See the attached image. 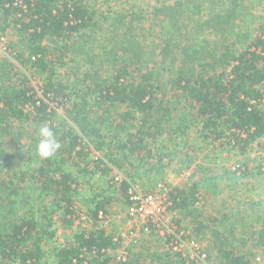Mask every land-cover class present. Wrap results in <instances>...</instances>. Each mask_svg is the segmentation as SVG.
Listing matches in <instances>:
<instances>
[{
    "label": "trees",
    "instance_id": "obj_1",
    "mask_svg": "<svg viewBox=\"0 0 264 264\" xmlns=\"http://www.w3.org/2000/svg\"><path fill=\"white\" fill-rule=\"evenodd\" d=\"M246 1L178 0L168 4L161 0V6L156 8L157 13H166V20L161 21L160 35L166 40L161 53L182 45L183 59L179 71L173 74L170 91L178 101L190 104L204 141H219L222 147L227 145L242 156L264 138V23L248 43V30L239 31L241 22L250 21ZM96 16L87 0H0V39L9 29L20 33L24 50L29 53L21 61L22 67L33 77L44 78L40 94L27 73L16 71L6 60L0 63V264H133L111 253L120 245L97 225L102 213L109 214L112 196L99 193L86 201L94 229L74 232L64 245L54 243L56 230H49L50 215L58 213L66 229H71L80 217L75 206L77 181L63 167L67 161L76 159L89 164L92 153L104 152L107 147L111 162L119 167L124 163L136 166L137 158L142 163L137 166L147 167L145 175L149 179L163 170V158L170 156L156 155L155 164L146 160L153 158L151 139L163 134L161 124L171 111L162 107L159 97L163 73L160 67L140 65L142 53L134 34L122 42L120 60H113L114 51L107 54L106 62L113 67L110 75L103 77L95 65L84 75L80 83L86 91L73 93L71 86L57 77L58 68L65 65L71 51L83 54L78 44L86 30L98 26ZM116 21L124 27L134 19L122 13ZM209 34L219 37L215 40V51L219 53L216 60H209V54L204 53ZM94 59L89 60L91 64ZM88 99L105 112L126 108L138 114L141 123L125 139L116 135L115 142L109 143L102 134L106 120H95L86 112L91 104ZM58 108L66 113L64 123L55 122ZM16 124L33 125L37 133L47 124L62 147L51 159L34 158L35 166L26 171L24 163L15 160L19 154L13 156L4 148ZM180 130L184 129H172L171 138L181 134ZM38 140L31 137L35 151ZM80 169L88 172L87 167ZM249 172L242 170L243 175ZM28 181L32 182L31 189L25 185ZM131 185L124 179L120 186L127 205ZM204 188L200 181L172 188V211L191 213L207 199L209 191ZM30 195L43 202L44 197H49L52 202L38 208ZM230 214L224 212L222 219L227 221ZM259 218L262 224L255 232V244L264 252V217ZM48 220L51 223L45 225ZM216 244L218 264H252L249 257L230 247L227 239L218 238ZM158 258L162 261L161 256Z\"/></svg>",
    "mask_w": 264,
    "mask_h": 264
},
{
    "label": "rangeland",
    "instance_id": "obj_2",
    "mask_svg": "<svg viewBox=\"0 0 264 264\" xmlns=\"http://www.w3.org/2000/svg\"><path fill=\"white\" fill-rule=\"evenodd\" d=\"M159 1L161 0H87L91 10L97 13L98 26L83 33L84 37L78 44L83 54L75 50L71 51L65 60V65L58 68L57 77L69 84L73 93L86 91L84 85L80 83L84 75L91 71L94 65L103 77L110 75L113 67L106 62L107 54L114 51L111 57L113 60H120L121 48L124 46L122 42L131 33L134 34L142 53L140 65L142 67L148 65L155 69L160 67V73H163L161 82L163 88L159 97L163 104L162 107L170 108L171 112L168 114L165 110L167 113L163 119L165 122L161 124L163 134L151 139L153 158H147L149 155L145 153L146 160L154 164L157 163L158 156L156 155L160 153L170 155L163 158V170H160L159 174L153 173L148 179L145 175L147 167L137 166L142 165L137 158L134 159L136 166L124 163L123 167H119L110 161L107 147L104 152L92 153L89 164L78 162L76 159L69 160L63 167L77 181L75 206L80 217L76 219L71 229L64 228L58 213L49 216L52 223L48 220L44 224L51 223L49 230H56L53 242L57 245H64L66 238L72 237L76 231L94 229L95 224L90 216L92 213L88 210L86 201L102 193L112 196L113 202L108 206L109 214L103 218L101 214L97 225L119 243L120 246L111 251L116 258L126 259L133 264H159L160 262L162 264H191L176 255L160 235L134 232L135 220L128 216L129 205L124 202L121 195V184L116 183L114 179L121 175L143 189H153L159 184H164L170 190L174 187H187L195 181H200L205 191H209L207 199L198 204L191 213L174 211L173 229L178 227L179 234L185 233L187 237L199 243L201 252L208 255L206 264H218L216 248L218 238L227 239L229 246L233 247L236 252L249 257L252 264H264V252L255 244V232L262 224L259 217H264V138L257 141L248 154L242 156L227 145L222 147L219 141H204L200 137V126L197 122L194 123L192 107L184 100L178 101L170 91V82L174 79L173 74L179 71V65L183 59L180 50L182 45L175 46L169 53H161L166 45L165 38L160 35L161 21L166 20V13H157L156 8H159L162 3ZM166 1H169L168 4H174L178 0H164ZM245 6L249 8L247 19L250 21L241 22L239 31L248 30L249 43L256 37L258 29L264 23V0H247ZM122 13L134 19L131 25L124 27L118 25L116 19ZM207 37L209 42L208 45H203L204 53L209 54L206 57L209 60H216L219 58V53L215 51V48H218L215 40H219V37L214 34H209ZM230 37L232 39V35ZM22 38L20 33L9 29L0 39V63L6 60L12 67H15L16 71L21 69L25 74L27 73L26 75L32 77L33 85L41 94L40 87L44 78L39 75L33 77L31 71L22 67L21 61L29 54L24 50L21 43ZM181 39L185 42L184 38ZM91 58H95L93 64L90 62ZM93 102L91 100L86 112H89L95 120L100 121L102 118L106 120L102 134L107 136L109 143L115 142L116 135L125 139L141 123L142 118L126 108H114L105 112L102 107L94 106ZM52 105L56 106L54 103ZM66 120L65 111L58 108L55 122L60 124ZM176 127H182L184 130H180L181 134H176L171 138L170 131L175 130ZM154 133L156 134V131ZM12 134L13 137L7 138L4 148L13 156L19 154L15 160L24 163V170L30 169L31 171L35 166L34 158L38 157L31 141V137H38L34 126L16 124ZM21 145V150L17 151ZM85 167L88 172H81L80 168ZM240 168L249 169L250 172L243 175L242 170L236 171ZM235 172H237L236 175H234ZM188 174L190 176H187ZM31 184L32 182L28 181L25 185L31 189ZM31 195L30 197L33 198ZM51 202L49 197H44V202L37 197L32 199V204L42 209L45 204H51ZM224 212L231 213L227 221L222 219ZM214 219L218 221L214 222ZM226 222L229 224L226 225ZM159 256L162 261L159 260ZM258 258L263 260L259 262Z\"/></svg>",
    "mask_w": 264,
    "mask_h": 264
},
{
    "label": "built area",
    "instance_id": "obj_3",
    "mask_svg": "<svg viewBox=\"0 0 264 264\" xmlns=\"http://www.w3.org/2000/svg\"><path fill=\"white\" fill-rule=\"evenodd\" d=\"M187 176H190L189 174ZM123 176H116L115 182L121 184ZM170 189L159 184L153 189H143L132 184L129 190V210L128 216L135 220L134 232L145 233L147 235H160L167 246L183 260L191 264H206L208 255L201 252L197 241L190 239L185 233L179 234V228H174L172 221L173 211ZM102 213V218H103ZM126 261V259H119ZM259 262L263 259L258 258Z\"/></svg>",
    "mask_w": 264,
    "mask_h": 264
},
{
    "label": "clouds",
    "instance_id": "obj_4",
    "mask_svg": "<svg viewBox=\"0 0 264 264\" xmlns=\"http://www.w3.org/2000/svg\"><path fill=\"white\" fill-rule=\"evenodd\" d=\"M39 140L36 145V155L43 160L53 158L62 147L54 131L47 125H42L37 133Z\"/></svg>",
    "mask_w": 264,
    "mask_h": 264
}]
</instances>
